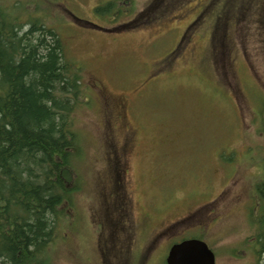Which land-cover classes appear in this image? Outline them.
<instances>
[{"label": "rangeland", "instance_id": "obj_1", "mask_svg": "<svg viewBox=\"0 0 264 264\" xmlns=\"http://www.w3.org/2000/svg\"><path fill=\"white\" fill-rule=\"evenodd\" d=\"M162 1L0 0V15L14 9L24 27H53L85 83L99 87L84 88L87 104L73 114L76 190L44 264H166L170 246L188 238L207 241L217 264L264 263L253 224L264 177V10L226 27L214 16L229 0ZM111 2L116 16L97 12ZM101 91L127 100L125 127ZM114 162L129 168L138 225L117 241L96 222Z\"/></svg>", "mask_w": 264, "mask_h": 264}, {"label": "trees", "instance_id": "obj_2", "mask_svg": "<svg viewBox=\"0 0 264 264\" xmlns=\"http://www.w3.org/2000/svg\"><path fill=\"white\" fill-rule=\"evenodd\" d=\"M229 1L214 16L226 27L239 20H256L264 10V0L261 5ZM119 5L107 3L97 12L116 16L122 11ZM14 12L0 15V264H44L76 190L74 163L79 155L73 114L87 104L85 81L81 68L65 56L53 27L36 19L24 27ZM261 20L264 24V14ZM109 175L113 182L115 175L112 171ZM256 188L262 209L253 221L259 223L254 238L261 255L264 177ZM107 189L96 221L99 231L110 232L114 241L125 232L132 237L138 225L137 221L130 224L133 204L124 181L110 183Z\"/></svg>", "mask_w": 264, "mask_h": 264}, {"label": "water", "instance_id": "obj_3", "mask_svg": "<svg viewBox=\"0 0 264 264\" xmlns=\"http://www.w3.org/2000/svg\"><path fill=\"white\" fill-rule=\"evenodd\" d=\"M166 264H216V255L205 241L191 238L170 246Z\"/></svg>", "mask_w": 264, "mask_h": 264}, {"label": "flooded vegetation", "instance_id": "obj_4", "mask_svg": "<svg viewBox=\"0 0 264 264\" xmlns=\"http://www.w3.org/2000/svg\"><path fill=\"white\" fill-rule=\"evenodd\" d=\"M99 89V87H98ZM99 98H101V101L102 103L105 101L106 102H111V109H110V113H111V116L113 119H116L118 120L119 123L123 124V127L126 126V123H125V113H127V110H128V102L126 99L122 98V97H116V96H112L113 98L112 99H109V98H104V92L101 91V94H99ZM108 102V103H109ZM107 103V105H108ZM126 133H131L129 132L128 130H126ZM129 149H127L125 151V153H128ZM121 162H114L113 165H112V168L115 170L114 171V174H115V177L112 178V180H114V183H117V181H126L128 182V179H127V174L129 173V168L128 167H123L121 169H119V164ZM123 164V163H122ZM121 175H123V177H121ZM215 201H218V200H215Z\"/></svg>", "mask_w": 264, "mask_h": 264}]
</instances>
